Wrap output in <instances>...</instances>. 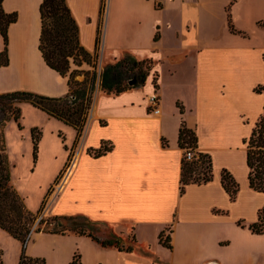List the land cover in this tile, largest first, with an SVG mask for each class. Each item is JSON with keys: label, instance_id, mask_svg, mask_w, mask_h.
Segmentation results:
<instances>
[{"label": "crops", "instance_id": "1", "mask_svg": "<svg viewBox=\"0 0 264 264\" xmlns=\"http://www.w3.org/2000/svg\"><path fill=\"white\" fill-rule=\"evenodd\" d=\"M65 1L85 51H95L98 32L97 53L105 65L128 54L138 61L151 60L153 73L142 86L119 95L98 88L79 137L70 126L20 104L21 128L14 121L4 127L10 183L17 177L30 182L44 172V160L55 163L44 186L37 187L39 194L68 165L50 208L52 216L81 215L114 233L122 230L136 242L135 250L126 253L101 248L84 236L62 235L73 237L79 264H264V235L237 225L239 220L247 221L245 226L255 222L257 214L234 213V207L224 204L228 196L220 183L222 169L235 178L248 173L245 148L242 163L233 148L244 146L242 140L263 113L264 95L254 88L264 84V0H236L232 5L231 0H106L102 14V0ZM40 2L1 0L2 12L15 14V21L7 28L0 94L25 91L61 97L68 91L66 75L49 69L37 49ZM228 14L233 28L245 36L230 32ZM153 90L160 98L159 115L148 109ZM25 112L41 124L25 128ZM182 121L195 132L197 151L210 155L213 179L188 185L181 195L184 152L177 141ZM32 128L40 132L34 161ZM103 142L112 149L90 156L88 150ZM167 228L171 249L158 240ZM147 231L155 243L144 240L147 248H141L140 235ZM9 243L18 245L13 263L18 264L20 244L0 230L2 264L3 247ZM28 248L27 257L48 263L46 256ZM72 251L73 246L68 255L49 258V263L68 264Z\"/></svg>", "mask_w": 264, "mask_h": 264}, {"label": "trees", "instance_id": "2", "mask_svg": "<svg viewBox=\"0 0 264 264\" xmlns=\"http://www.w3.org/2000/svg\"><path fill=\"white\" fill-rule=\"evenodd\" d=\"M236 0H231L232 5ZM105 0H102L99 14L105 9ZM1 3V0H0ZM227 12L229 11V7ZM40 30L37 49L44 64L59 75H66L68 91L61 97H45L25 91H13L0 94V230L8 234L20 244L18 264H44L42 259L30 258L24 255V247L34 233L49 235L73 234L89 238L101 248L114 247L118 251L131 253L136 248L134 238L124 242L112 228L106 235L99 231L97 223L89 221L81 215L74 216H47L40 217L39 211H30L26 208L23 198L10 183V170L4 141V127L9 121L17 123L20 119L19 105L27 103L44 112L46 115L62 122L74 129L79 137L84 126L87 112L91 103L95 72L81 70V66L95 68L98 49V32L95 38V51H85L78 41V29L65 0H41L39 7ZM15 21V14H6L0 8V37L2 50L0 52V66L7 64V28ZM228 27L231 33L237 32L228 14ZM156 39V37H155ZM73 67V68H72ZM153 68L151 60L138 61L126 54L122 59L104 66L98 75L99 88L107 94L119 95L127 90L142 86ZM83 76L81 81L75 78ZM89 75V76H88ZM158 75L153 74V83L156 88ZM131 82H134L131 84ZM264 84L254 88V92L263 94ZM182 113V109L180 108ZM40 132L37 128L30 129L32 144V158L36 157L37 143ZM178 147L181 150L191 149L195 152L196 160L186 162L184 156L181 161L180 194L184 193L188 185H205L212 181V159L210 155L197 151V137L193 130L188 129L182 121L178 133ZM245 147V165L248 170V188L259 194H264V106L263 113L254 124L249 136L242 140ZM163 145L165 142L163 141ZM112 149V145L103 142L98 149H89L88 153L94 157L102 156ZM220 183L229 200L234 202L239 186L227 169L220 173ZM49 190L47 191V193ZM237 225L253 235H264V206L257 211L256 221L245 226L239 220ZM171 230L169 231V233ZM101 234L104 238H99ZM159 244L171 249L169 235L164 237L161 232ZM0 264L1 259H0ZM68 264H79L78 256L74 253Z\"/></svg>", "mask_w": 264, "mask_h": 264}, {"label": "rangeland", "instance_id": "3", "mask_svg": "<svg viewBox=\"0 0 264 264\" xmlns=\"http://www.w3.org/2000/svg\"><path fill=\"white\" fill-rule=\"evenodd\" d=\"M106 2V0H105ZM104 2V3H105ZM105 66V63L103 62V59L98 57L97 53V59L95 61V68H89L88 71L90 72H95V79L93 83V93L96 92V90L99 88V79L98 75L101 73ZM73 68V67H72ZM153 73V68L150 72L149 75ZM81 76V75H80ZM89 76V75H88ZM76 79V78H75ZM83 79V76L81 77V80ZM77 80V79H76ZM263 95H264V90H263ZM163 99V98H162ZM25 116L23 118V126L26 128L27 126L30 127H35L33 125L41 124L40 121L37 119L31 117L28 115L26 112L24 113ZM82 133V132H81ZM81 135V134H80ZM65 140L69 139V135L64 134ZM79 139V138H78ZM78 141V140H77ZM77 141L75 145L77 144ZM73 146V150L75 149L76 146ZM25 148V147H24ZM242 148L244 150V146H240L239 143L237 146H235L233 149L235 150L236 154V161L239 163H242V156H244L242 152ZM185 152V150L183 151ZM73 153V151H72ZM90 156H93L90 154ZM244 163V162H243ZM43 167H44V172H39L36 176L33 177V179L28 181V178L26 177H17V179H13L11 181V185L17 190L18 194L20 195L21 198L24 200V204L27 209H29L32 212H35L37 210H40L39 216L40 217H47V216H52L51 214V205L53 200L56 197V189L57 187L61 184L62 179L65 176V173L68 169V165H66L62 171L59 173L58 177L54 181L50 183V185L47 187L49 188V192L46 194L47 189L41 193L38 194V188L44 186V183L46 182L47 175L50 173L51 169L55 166V163H52L50 161H43ZM244 165V164H243ZM67 167V168H66ZM246 167V165H245ZM232 175V174H231ZM233 176V175H232ZM247 174L244 175H239V177H234L235 181L237 182L239 186V191L237 193L236 199L234 202H231L229 198H227V201L224 203L225 205L234 207L233 211L234 213H241L242 215H246L249 217V214H257L258 209L262 208L264 206V194H256L255 192L251 191L248 188V183H247ZM213 179V178H212ZM63 184V183H62ZM61 184V185H62ZM245 221L244 223H246ZM99 231H101L102 235H106L108 232V229H106L104 226L99 227ZM115 233L122 237L124 239V242L127 243V241H130V235L129 234H124V231L119 230V229H114ZM170 229L167 228L164 231V237L169 235ZM141 233H139L140 235ZM101 234H98L99 238H104ZM127 239V240H126ZM140 240L141 241V248H147V244L150 243H155V237L153 233L151 234L150 231H147V233H143L140 235ZM146 243H145V241ZM150 242V243H149ZM29 244L28 251L32 253H38L42 254L47 257L48 263H49V258L52 259L62 257L63 254L69 253L70 249L74 248V251H72V255L74 254L76 248L74 246L75 241H73V237L69 236H62V235H49V234H42V233H34L30 236L28 241L25 244L24 247V255L26 256V246ZM6 251L4 258L2 259L3 264H13L14 259L17 256L18 250V245L16 244H10L9 246L3 247ZM227 264H233L231 262H228Z\"/></svg>", "mask_w": 264, "mask_h": 264}, {"label": "built area", "instance_id": "4", "mask_svg": "<svg viewBox=\"0 0 264 264\" xmlns=\"http://www.w3.org/2000/svg\"><path fill=\"white\" fill-rule=\"evenodd\" d=\"M148 109L149 112L153 115H159L160 114V98L157 95L156 90H153V93L148 96ZM184 159L186 162H192L196 160L197 158L195 157V152L192 151L191 149H187L184 152Z\"/></svg>", "mask_w": 264, "mask_h": 264}, {"label": "water", "instance_id": "5", "mask_svg": "<svg viewBox=\"0 0 264 264\" xmlns=\"http://www.w3.org/2000/svg\"><path fill=\"white\" fill-rule=\"evenodd\" d=\"M134 82H131V84H133Z\"/></svg>", "mask_w": 264, "mask_h": 264}]
</instances>
